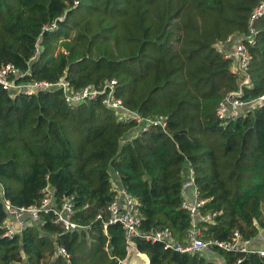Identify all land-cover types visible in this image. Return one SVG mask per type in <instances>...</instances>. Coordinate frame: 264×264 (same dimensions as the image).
I'll list each match as a JSON object with an SVG mask.
<instances>
[{
  "label": "trees",
  "instance_id": "16d2710c",
  "mask_svg": "<svg viewBox=\"0 0 264 264\" xmlns=\"http://www.w3.org/2000/svg\"><path fill=\"white\" fill-rule=\"evenodd\" d=\"M263 1L0 0V66L29 69L32 80L65 75L75 89L115 80L126 108L166 122L130 138L136 124L118 122L98 101L68 108L60 92L11 97L0 87L4 197L27 207L46 187L58 201L73 196L81 227L60 235L46 214L12 239L2 238L0 227V264H66L57 247L70 264H119L127 256L124 230L103 231L113 174L138 200L141 235L168 229L184 239L190 218L181 202L190 168L205 201L201 212L217 213L198 223L201 236L227 242L239 231L256 238L264 229V109L227 125L216 118V104L238 85L216 45L246 35ZM52 21L57 28L42 33ZM254 29L247 96L264 93V16ZM5 217L0 196V226ZM134 244L150 264H217L205 253L165 250L140 236ZM213 252L222 264H264L258 253Z\"/></svg>",
  "mask_w": 264,
  "mask_h": 264
},
{
  "label": "built area",
  "instance_id": "2783aa9c",
  "mask_svg": "<svg viewBox=\"0 0 264 264\" xmlns=\"http://www.w3.org/2000/svg\"><path fill=\"white\" fill-rule=\"evenodd\" d=\"M262 16H264V1L252 12L246 35L231 36L226 41L216 45L224 59L230 61V71L238 79L237 88L225 94L215 107V116L224 125L243 119L254 110L264 109V93L257 96H247V91L251 90L253 86L248 74L250 61L248 47L255 45L256 31L254 23ZM62 19L63 17L59 20ZM56 28V21H52V23L42 28V33L51 32ZM39 40L38 38L36 41L35 56L41 50ZM29 77V69L21 71L10 63L0 66V87L9 92L11 97L18 95L32 97L41 93L60 92L62 100L68 108H74L90 101H98L106 109L114 112L118 122L123 124L135 123L136 128H139L140 135L153 126H159L162 129L166 127V122L161 118H144L138 112L126 108L122 101L115 96L117 83L115 80H105L98 87L85 86L75 89L65 75L55 82L32 80L28 79ZM134 129L135 127L133 131ZM185 179L190 185V191L183 193L184 198L181 202V208L188 212L190 228L182 240L175 238L168 229L154 230L149 234L141 235L139 227L142 217L139 212L137 198L128 193L121 185L111 182L113 195L106 209L108 219L103 226V231L106 232L107 225H120L124 230L127 256L123 260H119V264H150L147 256L140 253L134 244V239L138 236L147 242L162 244L165 250L181 254L212 253L213 259L211 260L213 261L217 257V254L213 252L215 249L239 252L246 255L258 253L264 256V249L258 248L264 239V229L254 239H245L239 231H234L230 241L227 242H219L201 236L197 228L198 223L200 221L212 222L217 213L203 215L201 212L205 201L199 196L194 184V172L190 168L187 170ZM1 188L0 185L1 202L6 214L0 226L2 238L12 239L20 235L27 227L37 223L42 214L52 216V223L62 230L60 235L81 228L73 220L75 215L73 196H65L58 201L55 198L54 191L46 187L43 189L42 197L37 203L27 207H14L4 197V191ZM97 218H101V215H97ZM56 255L61 256L66 264H70V255L64 248L57 247ZM240 263L241 260H237L236 264Z\"/></svg>",
  "mask_w": 264,
  "mask_h": 264
},
{
  "label": "rangeland",
  "instance_id": "374dc122",
  "mask_svg": "<svg viewBox=\"0 0 264 264\" xmlns=\"http://www.w3.org/2000/svg\"><path fill=\"white\" fill-rule=\"evenodd\" d=\"M138 130H139V128H136L135 127L134 131H131V132L128 131V134L132 136L130 138L139 137L140 136V133L138 132ZM258 248H263L264 249V239H263V242L260 243V246ZM204 255L207 256V257H209L210 259H213L212 253H205ZM214 262L217 263V264H222V261H221V259L219 257H216L215 260H214Z\"/></svg>",
  "mask_w": 264,
  "mask_h": 264
},
{
  "label": "crops",
  "instance_id": "0c3cea01",
  "mask_svg": "<svg viewBox=\"0 0 264 264\" xmlns=\"http://www.w3.org/2000/svg\"><path fill=\"white\" fill-rule=\"evenodd\" d=\"M112 181L115 182L117 185H120L117 176L114 175V174H113V176H112ZM189 191H190V185H189V183L185 180V183H184V193L189 192ZM262 242H263V241H262Z\"/></svg>",
  "mask_w": 264,
  "mask_h": 264
}]
</instances>
